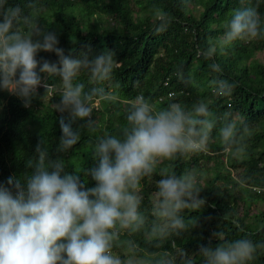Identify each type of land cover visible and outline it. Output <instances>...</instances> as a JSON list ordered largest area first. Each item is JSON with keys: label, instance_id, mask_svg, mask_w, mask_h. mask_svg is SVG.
<instances>
[{"label": "clouds", "instance_id": "clouds-1", "mask_svg": "<svg viewBox=\"0 0 264 264\" xmlns=\"http://www.w3.org/2000/svg\"><path fill=\"white\" fill-rule=\"evenodd\" d=\"M7 2L0 0V91L19 98L25 108L34 99L43 102L58 95L53 107L61 113L62 135L56 152L66 153L81 141V129L97 130V104L118 99L112 82L123 62L110 49L94 56L85 51L65 54L57 34L40 26L42 0H27L23 8ZM259 7L260 0H239L223 32L198 49L199 56L212 61L208 67L213 73L223 71L215 62L219 51L238 41L264 39ZM152 14L154 32H165L171 17L158 7ZM41 52L57 60L37 59ZM183 68L178 66L175 74L195 84L191 74L185 79ZM41 74L58 76L59 82L50 84ZM82 74L87 75V86L79 79ZM207 87L218 97H229L236 84L216 76ZM78 121L84 123L74 128ZM214 132L224 153L234 158L247 154L252 129L243 117L214 113L205 99L158 106L140 93L126 102L125 123L118 132L92 143L96 164L83 172L94 181L92 187L80 172L68 171L63 158L50 157L42 137L35 157L25 164L31 172L0 183V264H197V258L199 264H253L264 242L246 236L229 238L215 231V245L210 239L191 255L176 243L197 223L185 213L199 212L207 199L201 196L200 170L177 174L166 165L208 151ZM156 174L160 178L145 208L141 184Z\"/></svg>", "mask_w": 264, "mask_h": 264}, {"label": "trees", "instance_id": "trees-1", "mask_svg": "<svg viewBox=\"0 0 264 264\" xmlns=\"http://www.w3.org/2000/svg\"><path fill=\"white\" fill-rule=\"evenodd\" d=\"M26 2L8 0L7 6L23 8ZM42 5L38 13L40 26L57 34L65 54L85 51L94 56L105 49L115 51L116 58L123 62L112 82L118 99L97 104L93 112L97 130L81 129V141L68 152L57 153L61 113L55 111L53 102L59 103L58 95L43 102L34 99L31 107L25 108L19 98L0 91V183L6 184L11 175L31 172L26 161L35 157V147L43 137L50 157L63 158L67 170L80 172L81 179H87L92 187L91 177L83 176L84 169L96 164L91 156L92 143L106 133L118 132L125 123L128 100L140 93L158 106L171 102L191 105L205 99L214 113L243 117L252 135L247 138V154L243 157L224 153L214 132L208 151L167 163L177 174L191 168L200 170L204 187L201 196L207 199L199 212L185 213L197 223L176 239L177 246L191 255L199 245H207L218 230L229 238L246 236L264 242V64L255 59L256 53L264 49V39L238 41L219 51L215 62L221 65L222 73H213L208 67L212 61L197 54L210 38L223 32L228 13L239 6V0H42ZM154 7L171 17L167 30L159 34L154 32ZM259 11L264 18V0H260ZM41 57L57 60L52 53L41 52L37 59ZM180 65L184 66L185 79L191 74L195 84L189 85L175 74ZM41 76L50 84L59 82L58 76ZM216 76L235 82L229 97H218L207 87ZM79 79L87 86L86 74ZM39 93L43 95L44 89L40 88ZM63 115L67 117V113ZM83 123L78 121L73 127ZM159 178L156 174L142 181L143 207H150ZM211 243L215 245L216 240L211 239ZM253 264H264V250Z\"/></svg>", "mask_w": 264, "mask_h": 264}, {"label": "rangeland", "instance_id": "rangeland-1", "mask_svg": "<svg viewBox=\"0 0 264 264\" xmlns=\"http://www.w3.org/2000/svg\"><path fill=\"white\" fill-rule=\"evenodd\" d=\"M255 59L264 64V49L255 55Z\"/></svg>", "mask_w": 264, "mask_h": 264}, {"label": "built area", "instance_id": "built-area-1", "mask_svg": "<svg viewBox=\"0 0 264 264\" xmlns=\"http://www.w3.org/2000/svg\"><path fill=\"white\" fill-rule=\"evenodd\" d=\"M165 84H166V82H165ZM171 96H172V93H169V94H168V97H171Z\"/></svg>", "mask_w": 264, "mask_h": 264}]
</instances>
